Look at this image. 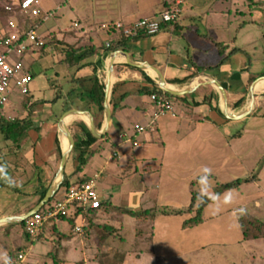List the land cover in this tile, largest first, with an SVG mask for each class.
I'll return each instance as SVG.
<instances>
[{"label":"crops","instance_id":"crops-1","mask_svg":"<svg viewBox=\"0 0 264 264\" xmlns=\"http://www.w3.org/2000/svg\"><path fill=\"white\" fill-rule=\"evenodd\" d=\"M50 1L51 6L42 1L41 16L26 21V27H34L46 45L32 47L25 57L26 66L33 75L29 94L32 102L41 103L36 107L29 132L20 142L19 157L12 153L17 148L6 141L0 125V219L29 213L41 202L42 193L61 181L59 170L63 154L68 150L66 139L70 145L66 129L74 137V147L68 155L64 176L70 178L73 185L98 176L97 189L102 202L99 209L90 210L87 216L85 226L88 227L80 233L85 237L83 244L94 228H103L115 236L112 234L115 230L110 228L121 230L119 226L126 225L127 216L146 217V220L158 213L168 218L192 216L191 213L174 212L188 210L197 180L236 172L237 157L246 154V160L250 161L254 152L260 151V146L264 148V127H259V122L255 121L264 116L261 111L264 87L258 88L264 81L256 85L252 112L240 120L226 116V101L215 83L226 87L232 115H240L252 106L251 87L264 74V7L251 6V0ZM176 1H180L183 8L178 21L164 25L158 34L128 41L126 50H117L109 97L112 119L108 124L106 108L104 112L100 110L90 91L94 87L92 77L97 73L105 84V107L112 55L102 64V53L79 60V54L71 53L69 47L82 51L91 47L104 50L108 43L120 37L119 30L104 28V24H132L151 18ZM46 12L51 13L48 19H44ZM244 21L249 22L241 25ZM239 49L247 53L234 52ZM225 57L228 59L223 61ZM197 66L204 67V71L195 73ZM159 72L169 87L188 93L170 98L176 116H162L154 130L138 132L135 126L150 125L157 110L152 92L156 86L160 87ZM189 76L192 77L188 82L180 81ZM16 93L21 95L17 101L13 102L16 94H12L9 102L1 106L6 118L25 115V95ZM243 97H246L244 104L236 105ZM70 103L74 104L73 109L85 113L66 117L68 111L65 109ZM7 107L15 108L16 112L9 113ZM240 122L241 129L238 128ZM85 126L98 140L83 152L76 150L75 144L88 138ZM80 156L89 161L83 171L76 173L81 164ZM182 182L190 185L188 192H191L184 209L176 198L166 205L156 206L153 195H148L155 185L161 190L154 197L162 203L161 200H169L172 194L178 195V184ZM261 182V177L254 182L259 189ZM238 191L244 193L241 187ZM66 192L61 186L55 201L63 198ZM250 204L245 203L243 210L264 221L262 201L256 199ZM20 225H23V236H19ZM77 225H81V217L76 216L74 209L69 218L46 221L36 240L27 235L22 222L0 224V264H7L20 251L26 253V248H36L43 239L67 241L71 236L67 233L68 226L75 232ZM26 239L34 244L30 246ZM85 250L82 264L100 261L95 253L90 257ZM26 255L25 264H31L28 252ZM66 262L58 260V264Z\"/></svg>","mask_w":264,"mask_h":264},{"label":"rangeland","instance_id":"rangeland-1","mask_svg":"<svg viewBox=\"0 0 264 264\" xmlns=\"http://www.w3.org/2000/svg\"><path fill=\"white\" fill-rule=\"evenodd\" d=\"M5 2L6 0H0V6ZM44 2L46 6L52 5L50 0ZM259 85L264 86V82ZM16 92L18 91L12 95L16 94L13 102L21 97ZM7 111L14 114L16 109L7 107ZM261 111L264 115V106ZM255 121L259 122V127H264V116L257 117ZM242 126L240 122L238 128L241 129ZM262 140L264 141V137ZM245 155L236 158V172L230 171L217 177L206 176L201 181H196L195 189L214 197L213 187L217 184L251 178L248 185L243 183L240 186L243 194L238 189H233L215 197V201L205 208L204 222L199 226L184 229L183 220L191 217L187 214L168 218L158 213L149 216L147 220L146 217L127 216L126 225L119 226L121 230L116 231L115 236H111L103 228H94L86 239V244L82 243L84 235L73 232L72 226H68L67 233L71 236L67 241L61 242L58 238H54V241L43 239L36 248H26L29 262L58 264V260L62 259L67 261L66 264H82L86 248L85 251L90 257L96 254V259L100 260L92 264H264V240L244 241L239 223V218L245 213L258 218L250 211L243 210L245 203L253 205L256 199H260L264 205V148L260 146V151H255L250 161L246 160ZM254 177H261V189L254 183ZM189 188V184H178V195L172 194L169 200H161L162 203L155 199L161 190L155 185L151 187L148 195H153L156 206L166 205L176 198L181 209H184L190 200ZM22 226L18 227L19 236H23ZM28 241L30 246L34 244Z\"/></svg>","mask_w":264,"mask_h":264},{"label":"built area","instance_id":"built-area-1","mask_svg":"<svg viewBox=\"0 0 264 264\" xmlns=\"http://www.w3.org/2000/svg\"><path fill=\"white\" fill-rule=\"evenodd\" d=\"M43 0H22L17 7L7 6V10L17 15L5 18L4 27L0 29V107L9 102L14 91L22 95H28L31 91L33 75L25 63L26 54L32 47L42 48L46 41L40 37L37 30L30 26L26 27L28 18H36L43 14ZM183 12L180 1L171 2L169 6L159 15L138 20L132 24L122 22L104 24V28H115L125 35L138 36L140 34L155 35L162 31L164 25L179 20ZM51 13H44V19H48ZM107 46H110L108 43ZM157 110L148 126L136 125L138 132L147 129L154 130L158 119L167 114L176 116L177 112L170 99L164 93L152 94ZM117 157L118 153L115 152ZM97 178L93 177L82 183L72 185L65 196L56 200L50 207L42 208L24 221V229L28 236L34 240L38 239L43 231L46 221L55 218H66L71 215L72 210L78 212L81 217V225H77L74 231L84 233L87 216L90 210L99 209L102 205L100 194L97 189ZM27 255L23 251L11 258L7 264H25Z\"/></svg>","mask_w":264,"mask_h":264},{"label":"trees","instance_id":"trees-1","mask_svg":"<svg viewBox=\"0 0 264 264\" xmlns=\"http://www.w3.org/2000/svg\"><path fill=\"white\" fill-rule=\"evenodd\" d=\"M21 1L22 0H6L5 4H2V6H0V29L4 27L3 22H4L5 18H11V17L17 15V11H16V13L8 11L7 6L11 5L13 7H17L21 3ZM250 2H251V6H253L255 8L264 7V0H260V1L251 0ZM248 22L244 21L241 25H245ZM251 22H254V21L251 20ZM118 32H119V36H120L119 39L112 40L110 43V46H105L104 50H102L101 48H97V47L87 48L83 51L81 49L69 47L68 50L71 53H78L79 54V57H78L79 60L88 59L95 54L102 53L103 59L100 62L102 64V62L104 60L110 58V56L115 51L120 50V49L126 50L128 41L137 39L143 35L144 36L148 35V34H140L138 36H132V35L128 36V35H125L122 31H118ZM0 47H1V45H0ZM237 51H244L245 53H247V51L244 49L234 50V52H237ZM228 57H225L223 59V61H226V59H228ZM203 71H204V67L197 66V70L195 73H201ZM261 76H264V74H262ZM191 77L192 76H189L188 78H186L184 80H180V81L188 82L191 79ZM256 78L257 77H255L254 79H256ZM92 80H93V86L94 87H93V89H91L90 94L92 95L93 101L96 102L99 105L100 110L104 112L105 107L103 105V99H104V93H105L104 92L105 84H104V82L100 81V78H99L97 73L92 77ZM152 93L153 94L154 93H157V94L164 93L168 99L176 97L175 95H173L169 92H165L164 90H162L158 86H156V89ZM245 99H246V97L241 98L237 102L236 105H238V106L243 105L245 102ZM40 103H41V101H33L32 102V96H30V94L25 95V100H24V105H23L25 115L24 116H17L15 118H6L3 115V108L0 107V125L2 127L3 133L5 134L6 141H11L12 145H14L17 148V151H15L16 153L14 151H12V153H14L17 157H19V154L21 153L20 152L21 151L20 142L23 139V137L25 136V134L29 132V130L33 124L34 112L36 110L37 105ZM73 108H74V104L70 103L66 106L65 111L72 110ZM85 127H86L85 131L87 133L88 138L85 140L77 141L75 144V149L76 150H83V152H85L84 151L85 149H88L94 142H96L98 140V138L93 135L92 131L87 126H85ZM240 134H241V132L238 133V135H240ZM80 158H81V164L78 167V169L76 170V173H80L81 171H83L84 167L87 165V163L89 161V158L87 159V158H84L83 156H80ZM256 179H258V177H256V178L254 177V180H256ZM250 180H251V178H249V179L248 178L247 179H241L240 178V179H236V180H233L230 182L217 184L216 186L213 187L214 192H215L214 197H210V196L202 193V191L199 189H193L192 190V202H191V205L188 208V210H186V211L179 210V211H175L174 213L183 214L186 212V213L192 214V216L190 218H188L184 221V223H183L184 229L194 228L196 226H199L200 224H202L204 222L203 212H204L205 208L210 203L215 201V197H219L220 195H222L226 191H229L232 189H239L243 183L250 182ZM83 182H85V181H83ZM78 183H82V182H78ZM72 185H73V182L71 181V179L67 178L65 176V179L62 183V187H65L68 190ZM192 185H194V184L192 183ZM47 191H48V189H46L42 193V195L40 197V201L44 198ZM54 202H55V198H53L51 201H49L43 208L46 209L47 207H50ZM75 213H76V216H78L79 213L78 212H75ZM130 213L135 214L134 212H130ZM69 217H66V218H69ZM72 219H73V221L76 220V218H74V217ZM22 223L24 224V222H22ZM239 223H240V228L242 230L245 241L264 239V222H262L258 218L254 217L248 213H245L244 215H242L239 218ZM86 227H88V226H86ZM110 229L115 230V232L117 231L113 227H111ZM115 232H112V234H114Z\"/></svg>","mask_w":264,"mask_h":264},{"label":"water","instance_id":"water-1","mask_svg":"<svg viewBox=\"0 0 264 264\" xmlns=\"http://www.w3.org/2000/svg\"><path fill=\"white\" fill-rule=\"evenodd\" d=\"M118 54V51H115L110 59V64H109V68H108V79L106 82V104H105V108H106V113H107V123L109 124L111 119H112V110L110 108V104H109V97L111 94V88H112V78H113V71H114V65H115V61H116V56ZM159 78H160V82L159 85L160 87L165 90L166 92H169L171 94L174 95H184L185 93H188L187 90L184 91H177L174 90L173 88L169 87L166 83V80L164 78V76L162 75L161 72H159ZM260 81H264V76L260 77L259 79L256 80V82L252 85L251 90H250V96L252 99V106L246 110L245 112H243L240 115H232L230 113L229 107H228V97H227V93H226V89L224 88V86L222 84H220L219 82L215 81V83L218 85V87L220 88V90L222 91L225 101H226V106H225V114L228 118L233 119V120H240L245 118L246 116H248L253 108H254V102H255V94H256V85L260 82ZM75 113H85L84 111H80V110H76V109H72L68 112H66L65 116L67 117L68 115H72ZM93 130L95 132L96 135H98V131L96 130V126L93 123L92 124ZM69 140H70V147L68 148L67 151L64 152L63 154V158H62V162H61V166H60V174L62 176V179L60 182H58L55 186H52L49 188V190L47 191L46 195L44 196V198L41 200V202L39 203V205L33 209L32 211H30L29 213L25 214V215H21V216H17V217H12V218H2L0 219V224L2 223H6V222H11V221H16V222H24L28 217H30L31 215H33L34 213L38 212L39 210H41L49 201H51L56 193L58 192V190L61 188L62 183L64 181V174H65V167H66V163L68 160V155L70 153V151L73 149L74 147V137L72 136V134L70 133L69 129L65 130Z\"/></svg>","mask_w":264,"mask_h":264},{"label":"bare ground","instance_id":"bare-ground-1","mask_svg":"<svg viewBox=\"0 0 264 264\" xmlns=\"http://www.w3.org/2000/svg\"><path fill=\"white\" fill-rule=\"evenodd\" d=\"M151 70H152V69H151ZM260 83H261V82H260ZM260 83H259V84H260ZM262 87H264V86H260V87H258V88H262ZM65 146H66V149H68L69 146H70V145H69V142H68L67 139L65 140Z\"/></svg>","mask_w":264,"mask_h":264}]
</instances>
